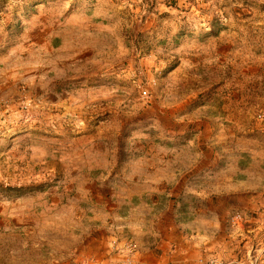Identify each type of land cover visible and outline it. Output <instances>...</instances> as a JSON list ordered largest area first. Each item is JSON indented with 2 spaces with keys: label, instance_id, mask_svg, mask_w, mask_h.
<instances>
[{
  "label": "rangeland",
  "instance_id": "374dc122",
  "mask_svg": "<svg viewBox=\"0 0 264 264\" xmlns=\"http://www.w3.org/2000/svg\"><path fill=\"white\" fill-rule=\"evenodd\" d=\"M206 117L264 129V0H0V264H133L128 178ZM227 227L210 261L264 264V205Z\"/></svg>",
  "mask_w": 264,
  "mask_h": 264
},
{
  "label": "crops",
  "instance_id": "0c3cea01",
  "mask_svg": "<svg viewBox=\"0 0 264 264\" xmlns=\"http://www.w3.org/2000/svg\"><path fill=\"white\" fill-rule=\"evenodd\" d=\"M237 125L219 117L175 123L167 133L173 139L190 138V163L178 161L176 151L174 164L169 159L147 164L143 190L132 192L131 184L141 179L129 176L131 202L143 198L151 218L144 248L133 264H205L213 253L229 249L230 216L264 205V129L245 142L255 130ZM146 153L147 161L153 159V152ZM255 179L259 188L248 187Z\"/></svg>",
  "mask_w": 264,
  "mask_h": 264
},
{
  "label": "bare ground",
  "instance_id": "6f19581e",
  "mask_svg": "<svg viewBox=\"0 0 264 264\" xmlns=\"http://www.w3.org/2000/svg\"><path fill=\"white\" fill-rule=\"evenodd\" d=\"M206 264H218L217 262H215V261H207V263Z\"/></svg>",
  "mask_w": 264,
  "mask_h": 264
},
{
  "label": "trees",
  "instance_id": "16d2710c",
  "mask_svg": "<svg viewBox=\"0 0 264 264\" xmlns=\"http://www.w3.org/2000/svg\"><path fill=\"white\" fill-rule=\"evenodd\" d=\"M17 190H19V189H17Z\"/></svg>",
  "mask_w": 264,
  "mask_h": 264
}]
</instances>
